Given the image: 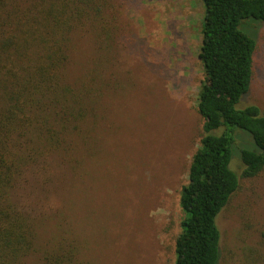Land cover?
Masks as SVG:
<instances>
[{"label":"rangeland","instance_id":"1","mask_svg":"<svg viewBox=\"0 0 264 264\" xmlns=\"http://www.w3.org/2000/svg\"><path fill=\"white\" fill-rule=\"evenodd\" d=\"M1 1L0 12L17 2ZM100 7L91 15L105 17L97 29L76 31L65 68V82L93 108L76 137L77 154L53 182L28 173L12 194L37 226L27 261L35 264L40 249L66 237L78 242L81 264H175L179 195L202 135L205 7L201 0H102ZM244 20L239 28L256 49L249 92L236 108L256 104L264 113V22ZM103 24L111 28L107 40ZM240 164L235 152L230 168L239 174ZM217 216V264H264V171L241 177Z\"/></svg>","mask_w":264,"mask_h":264},{"label":"trees","instance_id":"2","mask_svg":"<svg viewBox=\"0 0 264 264\" xmlns=\"http://www.w3.org/2000/svg\"><path fill=\"white\" fill-rule=\"evenodd\" d=\"M201 1L205 12L198 58L204 79L197 110L202 135L179 195L183 217L175 264L218 263L216 216L241 177L264 171V113L256 104L236 108L249 92L256 49L239 25L247 18L264 22V0ZM100 2L17 0L0 12L6 14L0 32V264H30L27 256L37 247L35 219L12 198L16 187L28 173L53 182L59 166L77 154L76 137L93 108L82 89L65 82V68L76 31L97 29L98 19L105 17L91 15L100 12ZM102 29L109 39L110 25ZM235 152L239 174L230 168ZM75 241L56 238L40 249L35 264H81Z\"/></svg>","mask_w":264,"mask_h":264}]
</instances>
